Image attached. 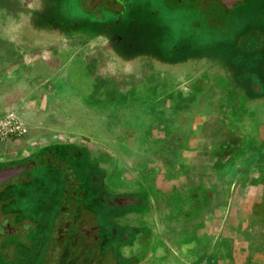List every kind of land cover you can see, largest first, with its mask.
Segmentation results:
<instances>
[{
	"label": "rangeland",
	"instance_id": "374dc122",
	"mask_svg": "<svg viewBox=\"0 0 264 264\" xmlns=\"http://www.w3.org/2000/svg\"><path fill=\"white\" fill-rule=\"evenodd\" d=\"M9 113L24 129L0 137V166L52 142L66 161L0 184V221L14 224L8 209L28 220L0 236V264H47L60 163L75 181L67 264L93 252L95 264H131L141 247L135 264H171L169 245L190 242L202 219L189 194L209 187L220 125L242 138L233 172L264 174V0H0V118ZM182 162L196 168L176 183ZM82 221L104 248L77 232Z\"/></svg>",
	"mask_w": 264,
	"mask_h": 264
},
{
	"label": "crops",
	"instance_id": "0c3cea01",
	"mask_svg": "<svg viewBox=\"0 0 264 264\" xmlns=\"http://www.w3.org/2000/svg\"><path fill=\"white\" fill-rule=\"evenodd\" d=\"M206 153L208 159L203 172L209 180V189L206 192L193 190L189 194L193 196L194 203L201 205L202 213L198 215L202 219H198L200 221L195 226L194 233H190V242L169 245V252L174 254L170 263L179 264L185 261L189 264H264V208L252 194L251 181L252 174L257 172L252 171L250 175H243L241 171L233 172V167L243 157V152L239 150L219 161L210 150ZM182 163L180 167L183 176L176 183L196 168L189 162ZM212 182L218 183L212 188ZM174 184L175 182L170 185ZM154 187L156 188L155 183ZM207 199L209 202L201 203ZM185 215V219H188L189 215ZM203 251L206 253L203 254ZM199 256L202 257L198 259Z\"/></svg>",
	"mask_w": 264,
	"mask_h": 264
},
{
	"label": "flooded vegetation",
	"instance_id": "af4514ba",
	"mask_svg": "<svg viewBox=\"0 0 264 264\" xmlns=\"http://www.w3.org/2000/svg\"><path fill=\"white\" fill-rule=\"evenodd\" d=\"M224 129L225 127H223L222 125L218 127V134L219 135L221 134V137L219 139H214L212 142H210L211 144L208 148L210 150V153L215 157V159H218V161L221 160L223 157L226 158L229 155H233L234 152L241 150L240 141H242V138L240 137L239 133H237L236 130L230 131V129L228 130H224ZM55 143H59V142H55ZM52 144L54 145V142L46 145L45 148H48V149L37 150L33 152V155L23 160H15L12 163H17V162H21L24 160H28L35 156H37L39 159H42V160L45 158L53 160L52 164L54 165H55L54 162L59 161L57 160L58 159L57 156L66 161V158L61 156L60 152H57L53 149L54 146H52ZM55 145L57 146V144ZM9 164L11 163H4L0 166V168H2L4 165L8 166ZM45 164H49V163L44 162V164L42 165H45ZM50 167H53V166L50 165ZM71 167H72L71 165L69 166L65 165V167L62 166V172H64L62 173V177H64L65 190L63 191V195L60 196L59 198L60 201L58 202V205H57L58 220L56 224L54 225L52 233L50 232V234L44 237L42 246L39 252L40 254L42 253L43 255H45V258L48 261L47 264H67L66 262L67 255L64 254V252H66L65 244H69L71 240L74 239L73 235L75 234L74 233L75 230H71V226L76 222V220H71L69 216L70 209L68 205V202L75 200V193H74L75 192V188H74L75 181H74V178H72L74 172ZM29 170L31 169L23 170L20 173L27 172ZM251 181H252V194H254L257 198H259L260 196H262L261 194L264 191V174H262V172H257L256 174H252ZM4 182H1L0 184ZM4 193H5V190L0 189V202L5 201L6 199L4 198ZM7 211L8 212L6 214H9V216L14 220V224H11L9 220L0 221V236L6 235V234H13L18 231L26 232L27 231L26 224L28 220H24L19 214L12 211L11 209H8ZM82 222L84 223L85 227H87L86 231L82 232L81 228L80 230L78 231L76 230V231L79 232V234L83 233L81 235H83L89 241H91L93 244V247L104 248L101 245V241L103 242V238H101L102 236L97 233V225L94 224V222L92 221L90 223L85 222V221H82ZM10 228H12V230H10ZM141 249H139L140 251L137 252L138 254L137 260L134 255L132 259L127 258L128 259L127 261H129L131 264H135L136 261H139V260L141 261L144 258V255L146 254V252H144L145 249L143 250ZM93 253L95 254V252ZM94 254L93 255L90 254L86 257L87 259L86 262L88 264H95ZM119 258H117L116 256L115 258L116 262L119 261Z\"/></svg>",
	"mask_w": 264,
	"mask_h": 264
},
{
	"label": "water",
	"instance_id": "95a60500",
	"mask_svg": "<svg viewBox=\"0 0 264 264\" xmlns=\"http://www.w3.org/2000/svg\"><path fill=\"white\" fill-rule=\"evenodd\" d=\"M218 1L221 2L225 8H228L237 3H242L244 0H218ZM44 162L52 164L53 160L46 158L42 160L39 159L37 156H35L28 160H24L17 163H11L8 166L4 165L2 168H0V183L10 178H13L15 175L19 174L23 170H28L34 168L35 166H40L44 164ZM62 166L65 167V164H63ZM10 230H12V228H10Z\"/></svg>",
	"mask_w": 264,
	"mask_h": 264
},
{
	"label": "built area",
	"instance_id": "2783aa9c",
	"mask_svg": "<svg viewBox=\"0 0 264 264\" xmlns=\"http://www.w3.org/2000/svg\"><path fill=\"white\" fill-rule=\"evenodd\" d=\"M23 129V125L11 113L0 118L1 138H5L8 135L21 136Z\"/></svg>",
	"mask_w": 264,
	"mask_h": 264
},
{
	"label": "trees",
	"instance_id": "16d2710c",
	"mask_svg": "<svg viewBox=\"0 0 264 264\" xmlns=\"http://www.w3.org/2000/svg\"><path fill=\"white\" fill-rule=\"evenodd\" d=\"M57 148V146L55 145L54 147H53V149L55 150ZM45 149H48V148H45ZM63 151V148L61 147L60 148V150H58L57 152H62Z\"/></svg>",
	"mask_w": 264,
	"mask_h": 264
}]
</instances>
